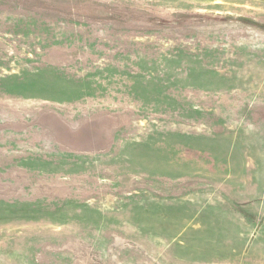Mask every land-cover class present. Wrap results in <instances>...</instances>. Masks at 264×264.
I'll return each mask as SVG.
<instances>
[{"label":"rangeland","instance_id":"obj_1","mask_svg":"<svg viewBox=\"0 0 264 264\" xmlns=\"http://www.w3.org/2000/svg\"><path fill=\"white\" fill-rule=\"evenodd\" d=\"M264 240V0H0V264H232Z\"/></svg>","mask_w":264,"mask_h":264},{"label":"crops","instance_id":"obj_2","mask_svg":"<svg viewBox=\"0 0 264 264\" xmlns=\"http://www.w3.org/2000/svg\"><path fill=\"white\" fill-rule=\"evenodd\" d=\"M246 241L248 244H245L246 249L242 255L244 261L232 264H264V240L249 239Z\"/></svg>","mask_w":264,"mask_h":264}]
</instances>
